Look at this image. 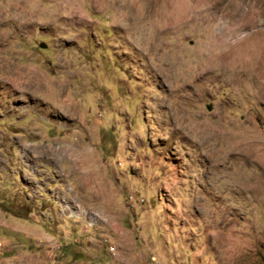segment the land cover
<instances>
[{"label":"rangeland","instance_id":"374dc122","mask_svg":"<svg viewBox=\"0 0 264 264\" xmlns=\"http://www.w3.org/2000/svg\"><path fill=\"white\" fill-rule=\"evenodd\" d=\"M0 34L51 84L0 73V264H264V0H0Z\"/></svg>","mask_w":264,"mask_h":264},{"label":"bare ground","instance_id":"6f19581e","mask_svg":"<svg viewBox=\"0 0 264 264\" xmlns=\"http://www.w3.org/2000/svg\"><path fill=\"white\" fill-rule=\"evenodd\" d=\"M177 10V9H176ZM187 10V9H186ZM182 11V9H181ZM191 10L189 9V12ZM145 13V12H144ZM153 14V13H152ZM183 14V13H182ZM188 14V13H186ZM142 15V13H141ZM171 15V14H170ZM169 15V16H170ZM178 15V14H177ZM32 16V15H31ZM130 16V15H129ZM147 16H148V13H147ZM152 16V15H151ZM190 16V15H188ZM124 18V17H123ZM128 18V17H127ZM173 18V17H172ZM181 18V17H180ZM186 18V17H185ZM188 18V17H187ZM38 19V18H37ZM126 19V18H125ZM130 19V18H129ZM149 19V18H148ZM146 17V15H144V17L142 18H137V20L139 21L140 20V24H143L144 28L146 27V30L149 32L153 31V36L150 37L151 41L152 42H156V40H159V39H156L155 37H158L159 33L162 31V30H165L163 28H168L169 24L168 23H164V24H155V21H149ZM151 19V18H150ZM173 20V19H172ZM125 21V20H124ZM131 21V20H130ZM133 21V20H132ZM131 21V22H132ZM191 22V21H190ZM189 22V23H190ZM129 23V22H128ZM138 23V22H137ZM174 23V22H173ZM192 23V22H191ZM122 24V23H121ZM168 26V27H167ZM180 26V25H178ZM141 27V25H140ZM192 27V26H191ZM143 28V29H144ZM181 28V27H180ZM179 28V29H180ZM176 29V28H175ZM173 29V30H175ZM158 30V32H157ZM169 30V29H168ZM167 31V30H165ZM178 31V28L177 30ZM139 32V31H138ZM144 33V32H143ZM164 33V32H163ZM147 34V33H146ZM150 34V33H149ZM161 34V33H160ZM1 35L0 34V41L1 39ZM152 35V34H151ZM160 37V36H159ZM211 37V36H210ZM148 38V37H147ZM210 39V38H209ZM158 43V42H157ZM145 45V43H143ZM154 48V47H153ZM156 50V49H155ZM160 64V63H159ZM154 66V65H153ZM7 67V65H4L3 67H0V73L5 75L6 72H5V68ZM9 67V66H8ZM157 67V66H156ZM169 68V67H168ZM162 71V70H161ZM164 74H167V73H164ZM171 77L172 78H167V81L170 82V84L172 85L173 82L175 84L176 81H178L179 83H183V81H186V79L188 78V76L186 74H188L187 72L185 73H182V72H177V71H174V72H171ZM6 78L3 77L2 81H5L6 83H8L11 87H13L14 89H16L17 91H19L21 93V95L23 94H26L27 92L35 95L36 93H42V92H45L47 89H49L51 87V84L49 83V81H47V79H45V77L43 75H40L38 73L35 72V70L33 71L32 69H29V70H20L19 72L17 73H9L7 75ZM167 77V76H166ZM190 77V76H189ZM188 82V81H187ZM189 83V82H188ZM55 89V87H54ZM12 90V89H11ZM16 91V92H17ZM27 91V92H26ZM176 91V90H175ZM18 92V93H19ZM51 92V91H50ZM38 99V98H37ZM39 100V99H38ZM40 102V101H39ZM38 102V103H39ZM44 102V101H43ZM45 105V103H44ZM67 105H68V109H72L73 108V103L71 101H67ZM48 107L46 108H49V104L47 105ZM76 106V105H75ZM67 110V109H66ZM71 112V111H70ZM69 112V113H70ZM64 114L65 116L67 117H71L70 115L71 114ZM179 115V114H178ZM177 115V116H178ZM180 116V115H179Z\"/></svg>","mask_w":264,"mask_h":264}]
</instances>
